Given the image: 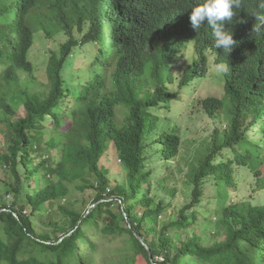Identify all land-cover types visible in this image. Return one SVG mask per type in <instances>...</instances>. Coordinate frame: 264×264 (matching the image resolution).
I'll return each instance as SVG.
<instances>
[{"label":"trees","instance_id":"16d2710c","mask_svg":"<svg viewBox=\"0 0 264 264\" xmlns=\"http://www.w3.org/2000/svg\"><path fill=\"white\" fill-rule=\"evenodd\" d=\"M261 5L242 0L229 31L254 27ZM190 7L185 0H0V87L19 86L24 108L11 120L15 108L0 96L9 136L0 150L8 168L0 264H97L93 240L125 232L134 251L122 264L135 255L137 264H264V119L250 144L234 137L241 98L255 93L256 77L245 71L264 65V39L237 35L227 55L208 25L192 28ZM36 34L43 81L29 58ZM175 36H190L197 57L177 80L163 43ZM210 54L229 71L220 96L198 99L211 132L188 136L195 125L179 117L196 100L185 86L206 76ZM110 143L124 171L112 187L100 165ZM179 175L189 200L166 222L168 207L156 196L174 195ZM86 189L94 196L79 208L68 197ZM234 189L250 190L251 199L234 201Z\"/></svg>","mask_w":264,"mask_h":264},{"label":"rangeland","instance_id":"374dc122","mask_svg":"<svg viewBox=\"0 0 264 264\" xmlns=\"http://www.w3.org/2000/svg\"><path fill=\"white\" fill-rule=\"evenodd\" d=\"M36 43L34 44L33 48L29 52V58L32 62L36 65V72L34 73L35 76L38 78L39 81H43L45 77V62L46 58L43 55L42 48L43 42L40 40L39 35L36 34ZM216 62H213V58H211V61L208 64V70L207 74L204 79L197 80L189 83L186 85V92L185 96H188L189 94L194 95L195 97V104L191 105L190 107H187V109L184 112V115H186V118L179 117V120L185 124L189 125L192 120L189 119L192 117L191 113L194 111L193 107H196L197 110L201 108V103H198V99L203 100L204 98L208 96H220L222 94V87L223 83H221L219 77L222 75L218 73L215 70ZM184 64L180 63L178 67L184 68ZM178 78V76H177ZM19 88V86L13 87V88H3L0 87V96H4L7 103H9L13 108H15V115H13L11 120H15L18 117H22L24 115V108H23V99L22 97L16 92V90ZM179 100H182V97L179 96ZM119 113V114H118ZM118 115L120 118L119 120H122V112L119 110ZM1 116V114H0ZM208 120H206L204 117L200 116L196 120H194L193 124L195 127L194 130L188 131V136L198 135L200 137H205L208 133L211 132L213 128L212 122L208 124ZM207 124V125H206ZM4 123L2 120H0V150H5L4 148H1L3 144L6 143L8 139V132L6 130H3ZM5 129V128H4ZM205 139H208L206 137ZM100 165H102L103 168L108 169L109 171V180H110V187H112L117 181H120L124 178V171L121 168L120 162L116 156L115 148L113 146V143H110L107 147V150L105 151V154L100 159ZM6 169L2 164L0 163V191L4 190L3 182H6L8 177H6ZM163 165L162 163H155V172L157 174H161L163 172ZM183 171L185 169L183 168ZM183 177L181 175L176 177L175 182L173 183V186L175 188L174 195L171 193H165V192H159L158 196H156V199H161L164 204L168 207L166 213L164 216H162L165 221H169L170 219H174L176 217V212L179 207H181L185 202H187L188 196H186L183 193V190H185V186L182 184ZM32 181V180H31ZM144 189V186H143ZM250 190H233L231 192V197L234 201H243L244 199H251L250 196ZM94 196V191L92 189H86L84 192L80 191H74L68 198L70 200H76L79 199V203L77 206L80 208L82 205H89L90 201L92 200ZM83 200V201H82ZM204 200V199H203ZM114 208H117V206H113ZM135 212L138 216H140L142 212L141 206L135 207ZM53 218L55 219L57 216H60V211L55 207L52 211ZM126 224V222H125ZM88 234V233H87ZM92 235V234H91ZM93 243L95 244L96 251V263L97 264H107V263H118L122 264L127 260V257L133 254V248L131 245L130 236L127 232L116 235V236H110V237H99L95 238L93 240ZM172 251V250H171ZM138 258L137 255L134 256V259L132 260L131 264H137Z\"/></svg>","mask_w":264,"mask_h":264},{"label":"clouds","instance_id":"9594fccd","mask_svg":"<svg viewBox=\"0 0 264 264\" xmlns=\"http://www.w3.org/2000/svg\"><path fill=\"white\" fill-rule=\"evenodd\" d=\"M185 1L187 3H190L191 5L188 10V13H190L189 19L192 28L194 30H197L204 23L208 25L212 29V35L214 37V47L222 49V51L226 52L227 55L232 51L233 47L236 45L237 42L235 41V39L237 38V35L240 37L246 36L248 39H252L254 35H259V33L261 32V35L264 39V12L257 14L256 19L259 22L256 23L254 27L248 28L243 25L238 29L237 34L229 31L227 24L233 20L236 14L235 9L240 8L242 0ZM260 1L262 4L261 6L264 7V0ZM163 43L166 45L167 49L172 52L175 63V77L177 80L179 70H183L186 66H189V64H191L192 61L197 58L191 37L175 36L169 39L168 41H164ZM182 45L185 46V50H182ZM209 51L210 50H207L208 54ZM258 57L261 62H264V40L259 44ZM211 58H213V56L210 54V61ZM180 63L185 65L184 68L181 69V67H178ZM215 70L218 73L222 74L219 79L224 86L223 74H227V72L229 71V65L227 63H216ZM245 73L247 75H254L256 77V81L253 84L255 93L251 94V100L249 99L247 102H244V100H242L241 98V104L243 105V109H240L238 113L235 114V118L239 123V129L237 131L236 136L234 137H236V139L238 140L239 145L245 144L246 141H248L249 144L253 142V140L256 138V135L261 133L260 122H262L264 119V65L253 66L249 70H246ZM174 87L177 88V84ZM217 113L218 115L220 114L219 112H215V114ZM200 116L205 117L207 115L203 114V110H197V113H194V115H192V122L189 125H194V120H196ZM243 133H245L246 135H242ZM228 140H220L218 142L219 144H222L226 143Z\"/></svg>","mask_w":264,"mask_h":264}]
</instances>
